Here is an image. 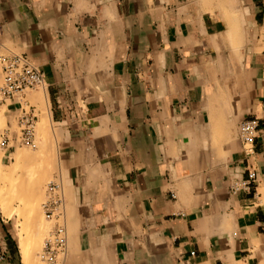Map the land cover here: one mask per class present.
I'll use <instances>...</instances> for the list:
<instances>
[{"label": "crops", "instance_id": "0c3cea01", "mask_svg": "<svg viewBox=\"0 0 264 264\" xmlns=\"http://www.w3.org/2000/svg\"><path fill=\"white\" fill-rule=\"evenodd\" d=\"M0 44L44 75L66 264H264V0H0Z\"/></svg>", "mask_w": 264, "mask_h": 264}, {"label": "built area", "instance_id": "2783aa9c", "mask_svg": "<svg viewBox=\"0 0 264 264\" xmlns=\"http://www.w3.org/2000/svg\"><path fill=\"white\" fill-rule=\"evenodd\" d=\"M0 101L11 102L8 108L17 107L12 112L16 114L18 137L15 136L12 126L5 130L2 136V145L6 151L15 149L13 143L33 146L36 139V128L39 121V112L33 106L21 102H14L24 97L28 92L44 86V75L40 69L27 57L10 52L0 44ZM258 129V120L244 121L239 127L240 141L247 156L253 154V139ZM256 180L255 173L249 174V180L237 183L232 187L233 194L251 190ZM47 199L42 204L45 218L55 223L53 232L46 240L42 259L45 264H66L68 258V227L66 213V198L61 179L48 183ZM3 259V256L0 257Z\"/></svg>", "mask_w": 264, "mask_h": 264}, {"label": "bare ground", "instance_id": "6f19581e", "mask_svg": "<svg viewBox=\"0 0 264 264\" xmlns=\"http://www.w3.org/2000/svg\"><path fill=\"white\" fill-rule=\"evenodd\" d=\"M46 98L47 93L45 88H43L33 97V102L43 103ZM37 124L38 142L36 145L37 149H35L39 152V154L37 153L38 156L34 157L36 153L34 154L30 149H19V151L13 155L14 162L11 167H8L6 171L0 169V179L2 178L1 180L4 181L2 182L3 186L0 183V209L7 215L11 214L9 213V195L12 199H19V203H22L24 206L23 214L26 215L28 224H30L29 226L33 229L32 237L29 238V240L25 238V236L23 237V234H20L21 254L24 259V263L26 262L27 264L30 261L25 260H27V257L30 256V253L36 251L40 247V241H42L41 239L46 235L49 229V225H47L49 223L44 222L45 219H43V213H41L40 202L41 200H44L42 198L44 193L43 188H45L44 186L47 185V182L52 176L51 172L55 167L56 157H58L56 156L58 151L56 153L55 145L52 140L53 137L50 129V119L46 112L42 114L41 120H39ZM4 125L5 118L0 113V130L4 127ZM2 158L3 155L0 153V168H2ZM30 162L33 163V166H29L30 169L25 178L21 182L15 181V176L18 172L28 166V164L31 165ZM19 209L21 210L20 207ZM20 210H18V212H20ZM23 214L21 213L20 215ZM74 224L71 220L69 228V245L71 246H73L72 237L77 232V228ZM28 233L29 235L31 234V232Z\"/></svg>", "mask_w": 264, "mask_h": 264}, {"label": "rangeland", "instance_id": "374dc122", "mask_svg": "<svg viewBox=\"0 0 264 264\" xmlns=\"http://www.w3.org/2000/svg\"><path fill=\"white\" fill-rule=\"evenodd\" d=\"M2 85V79L0 78V86ZM43 89V87H39L37 88L36 90H33V91H30L28 92L24 97H19L17 98L14 102H21L23 104L24 107H26V104H29L30 106H33L37 109V112H39V120L42 116V114L44 112L47 113V110H46V102L47 100H45L43 103H35L33 102V97ZM11 102H7L6 104L5 103H2L0 101V113L3 115V117L5 118V125L4 127L0 130V153L3 155V158L1 160V166L2 168H0L1 170H7L8 167H11V165L13 164L14 162V154L17 153L19 151V149H30L34 154L36 153V155H34V157L38 156L39 152L36 150V145H37V142H38V127L36 128V139H35V144L33 146H24V145H20L18 141H16L15 143H13V145L15 146V149L13 150H10L9 152L6 151L4 148H3V145H2V136L5 132V130L8 129L9 126H12V130L15 134L16 137H18V132H17V127H16V114H14L12 112V110L15 109V107H10L8 108V104H10ZM38 126V124H37ZM50 129H51V134H52V140L54 142V145H55V149H56V153L58 151V154L56 156V161H55V167L54 169L52 170L51 172V177L49 179V181L47 182V185L48 183H50L51 181H55V180H59V176L61 175L62 176V180H63V187H64V193H65V196L67 197L68 196V192H67V188H66V184H65V180H64V176H63V173H61V165H60V158H59V144H60V141H61V138H60V135H59V130L55 129L52 125H51V122H50ZM36 148V149H35ZM38 153V154H37ZM58 159V160H57ZM31 163V162H30ZM33 166V163L28 164V166L24 167L23 169H21L18 174L15 176L16 179L15 181H19L21 182L26 174H28V171L30 169V167ZM29 167V168H28ZM2 179V178H1ZM0 179V183L1 185L3 186V183L4 181H2ZM47 185L44 186L45 188H43V201L41 200L40 202V208H41V213H43V210H42V204L45 202V200L47 199V191H46V188H47ZM9 204H10V212L11 214L7 215L5 214L4 212H2V210L0 209V214L5 218V219H9L11 220L16 229H17V234L18 236L20 237V234H23V237L25 236V238H27L29 240V238L32 237V232H33V229L31 228V226H29L30 224H28V221H27V218H26V215L23 214V211H24V206L22 203H19V199L16 200V199H12L11 196L9 195ZM19 207L21 208V210L19 209ZM18 210H20V212H18ZM22 211V212H21ZM70 207L67 203L66 205V213H67V227H68V241H69V238H70V232H69V228H70ZM22 213L23 215H20ZM43 215V219L44 222H48L49 225L48 226V232L46 233V235L41 239L42 241H40V247L36 250V251H33L32 253H30L29 255L31 256H28L27 257V260L25 261H30L29 263L31 264H45L43 259H42V252H43V247H44V244L46 242V240L50 237L51 233L53 232V229H54V226H55V223L52 222V221H49L47 220L44 216V213L42 214ZM29 226V227H27ZM27 227V228H26ZM25 229V230H24ZM28 232H31V234L29 235ZM19 241H20V238H19ZM19 247H20V243H19ZM21 250V248H20ZM34 254V255H33ZM24 260V259H23ZM28 263V264H29ZM25 264H27L25 262Z\"/></svg>", "mask_w": 264, "mask_h": 264}]
</instances>
